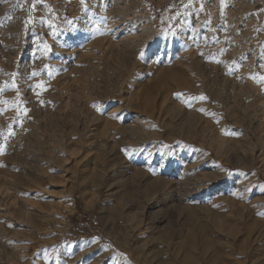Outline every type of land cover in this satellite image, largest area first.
<instances>
[{"label":"rangeland","instance_id":"rangeland-1","mask_svg":"<svg viewBox=\"0 0 264 264\" xmlns=\"http://www.w3.org/2000/svg\"><path fill=\"white\" fill-rule=\"evenodd\" d=\"M262 186L264 0H0V264H264Z\"/></svg>","mask_w":264,"mask_h":264},{"label":"snow or ice","instance_id":"snow-or-ice-1","mask_svg":"<svg viewBox=\"0 0 264 264\" xmlns=\"http://www.w3.org/2000/svg\"><path fill=\"white\" fill-rule=\"evenodd\" d=\"M81 2H83V0H81ZM45 47H47L46 45H45ZM36 74L35 73H33V76H35ZM200 99H204L203 97H201ZM262 187H264V186H262Z\"/></svg>","mask_w":264,"mask_h":264}]
</instances>
